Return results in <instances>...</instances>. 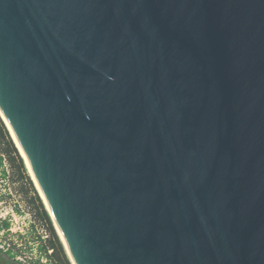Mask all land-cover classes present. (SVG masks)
Instances as JSON below:
<instances>
[{
  "label": "water",
  "instance_id": "obj_1",
  "mask_svg": "<svg viewBox=\"0 0 264 264\" xmlns=\"http://www.w3.org/2000/svg\"><path fill=\"white\" fill-rule=\"evenodd\" d=\"M0 118L70 264H264V0H0Z\"/></svg>",
  "mask_w": 264,
  "mask_h": 264
},
{
  "label": "rangeland",
  "instance_id": "obj_2",
  "mask_svg": "<svg viewBox=\"0 0 264 264\" xmlns=\"http://www.w3.org/2000/svg\"><path fill=\"white\" fill-rule=\"evenodd\" d=\"M18 156L21 159L19 153ZM21 161L22 178L16 165L12 166L7 157L0 155V264H48L42 247L49 235L37 221L36 203V206L32 204L34 194L40 197ZM29 182L34 194L28 191ZM40 202L42 204L41 199ZM5 223L8 224L6 229ZM52 228L58 238L53 223Z\"/></svg>",
  "mask_w": 264,
  "mask_h": 264
},
{
  "label": "trees",
  "instance_id": "obj_3",
  "mask_svg": "<svg viewBox=\"0 0 264 264\" xmlns=\"http://www.w3.org/2000/svg\"><path fill=\"white\" fill-rule=\"evenodd\" d=\"M0 155L1 157H7L8 161L11 163L12 166L17 167V173L18 175H21V172L24 173V169L22 166V161L18 156L17 150L14 147V144L11 140V138L8 136V133L6 131L5 126L3 123L0 121ZM22 178V175H21ZM24 178L27 179L26 175H24ZM23 178V179H24ZM28 191L31 193L34 192V189L32 188V184L29 182L28 183ZM34 198L32 201V204L35 205L36 203V212L38 215L37 221L38 223L44 227L45 231L48 233L49 237L45 241L42 250H43V255L46 257L47 263L48 264H70L68 261V258L65 254V251L58 240L57 236L55 235V232L52 228V223L50 221V218L43 208V205L40 202V199L38 198L37 195L34 194ZM8 224H4V228ZM52 251V253H48L49 251Z\"/></svg>",
  "mask_w": 264,
  "mask_h": 264
},
{
  "label": "flooded vegetation",
  "instance_id": "obj_4",
  "mask_svg": "<svg viewBox=\"0 0 264 264\" xmlns=\"http://www.w3.org/2000/svg\"><path fill=\"white\" fill-rule=\"evenodd\" d=\"M50 253H52V251H51V250L49 251V254H50Z\"/></svg>",
  "mask_w": 264,
  "mask_h": 264
},
{
  "label": "bare ground",
  "instance_id": "obj_5",
  "mask_svg": "<svg viewBox=\"0 0 264 264\" xmlns=\"http://www.w3.org/2000/svg\"><path fill=\"white\" fill-rule=\"evenodd\" d=\"M24 163V162H23Z\"/></svg>",
  "mask_w": 264,
  "mask_h": 264
}]
</instances>
